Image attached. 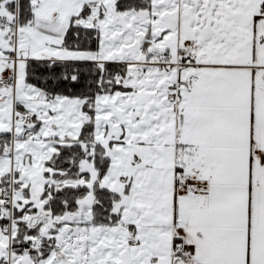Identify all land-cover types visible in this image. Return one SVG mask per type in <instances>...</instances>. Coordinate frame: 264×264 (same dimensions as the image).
<instances>
[{
	"label": "snow or ice",
	"instance_id": "obj_1",
	"mask_svg": "<svg viewBox=\"0 0 264 264\" xmlns=\"http://www.w3.org/2000/svg\"><path fill=\"white\" fill-rule=\"evenodd\" d=\"M0 264H264V0H0Z\"/></svg>",
	"mask_w": 264,
	"mask_h": 264
}]
</instances>
